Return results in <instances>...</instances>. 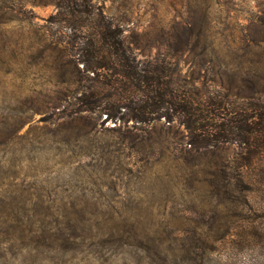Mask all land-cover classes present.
<instances>
[{
	"label": "rangeland",
	"instance_id": "374dc122",
	"mask_svg": "<svg viewBox=\"0 0 264 264\" xmlns=\"http://www.w3.org/2000/svg\"><path fill=\"white\" fill-rule=\"evenodd\" d=\"M95 1L126 20L137 50L149 55L158 50L150 37L186 16L188 2ZM206 4L224 54L232 46L228 35L264 0ZM53 11L52 0H0V226L15 228L6 236L20 229L26 236L0 246V264L264 261L263 245L237 244L244 222L232 223L217 172L233 160L234 143L189 150L184 128L163 120L124 132L72 131L68 144L50 134L39 99L52 95L54 79L39 36ZM179 62L186 68L184 57ZM253 200L258 204V195Z\"/></svg>",
	"mask_w": 264,
	"mask_h": 264
},
{
	"label": "trees",
	"instance_id": "16d2710c",
	"mask_svg": "<svg viewBox=\"0 0 264 264\" xmlns=\"http://www.w3.org/2000/svg\"><path fill=\"white\" fill-rule=\"evenodd\" d=\"M199 1L188 0L186 16L150 37L158 50L149 55L137 50L127 21L101 3L52 0L39 45L54 90L39 99L47 112L40 119L63 144L72 131L124 132L158 120L181 125L189 150L234 143L233 160L217 172L232 223L244 222L236 242L264 246V5L228 35L230 52L221 54L210 3ZM8 228L0 226V246L26 237L22 229L6 236Z\"/></svg>",
	"mask_w": 264,
	"mask_h": 264
}]
</instances>
